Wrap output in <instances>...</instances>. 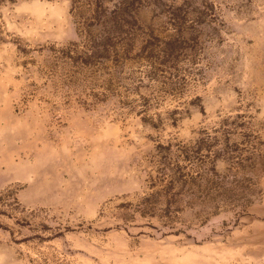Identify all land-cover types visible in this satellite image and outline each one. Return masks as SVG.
I'll return each mask as SVG.
<instances>
[{
    "label": "rangeland",
    "instance_id": "1",
    "mask_svg": "<svg viewBox=\"0 0 264 264\" xmlns=\"http://www.w3.org/2000/svg\"><path fill=\"white\" fill-rule=\"evenodd\" d=\"M0 264H264V0H0Z\"/></svg>",
    "mask_w": 264,
    "mask_h": 264
}]
</instances>
